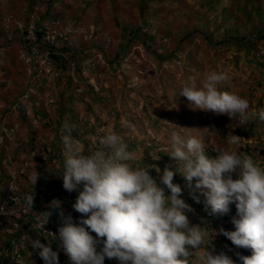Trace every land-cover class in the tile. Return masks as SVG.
<instances>
[{
  "label": "rangeland",
  "instance_id": "rangeland-1",
  "mask_svg": "<svg viewBox=\"0 0 264 264\" xmlns=\"http://www.w3.org/2000/svg\"><path fill=\"white\" fill-rule=\"evenodd\" d=\"M3 7L9 12L1 14ZM46 8L51 9L50 19L60 24L59 33L66 38L65 47L72 49L70 59L77 68L58 72L59 76L45 70L41 77H29L25 51L29 41L25 46L21 38L28 36L29 12L34 10L33 18L41 26ZM259 37H264V0H54L51 6L48 0H0V251L7 254L6 237L21 231L29 213L23 201L10 210L2 208V201L32 193L30 174L35 168L41 174V189L56 185L59 174L50 167L48 151L56 141L61 146L58 129L65 122L75 126L74 134L89 138L87 144L80 141L83 146L96 145L95 138L106 134H119L134 155L132 167L134 161L148 165L158 155L167 165L177 162L169 156L173 130L201 139L212 158L220 149L264 161V122L257 118L243 124L239 116L194 109L179 96L192 77L199 86L216 71L227 76L220 91L247 99L252 110L264 108V67L259 64L264 38ZM255 46L261 50L257 58ZM62 86L71 91L70 98ZM60 94L64 103L69 100L71 118L56 105ZM33 106L39 120L35 123ZM164 121L186 129H173ZM230 131L243 139L239 146L228 144ZM182 179L180 187L190 193L193 183L188 186ZM17 211L22 219L14 226ZM29 237L22 235L23 244L14 247L31 250ZM11 248L5 264L13 261ZM36 252H26L16 262L33 264Z\"/></svg>",
  "mask_w": 264,
  "mask_h": 264
},
{
  "label": "clouds",
  "instance_id": "clouds-1",
  "mask_svg": "<svg viewBox=\"0 0 264 264\" xmlns=\"http://www.w3.org/2000/svg\"><path fill=\"white\" fill-rule=\"evenodd\" d=\"M51 2L54 0H48L49 6ZM33 12H29L25 23V27L30 28L28 36L21 38L23 45L29 41L25 45L28 48L29 77H41L45 70H51L55 76L63 70L65 73L76 70L70 59L72 49L68 45L65 47L66 38L59 33L60 24L53 18L49 21L43 18L44 23L39 26ZM41 29V36L36 39V32ZM52 30L56 35L49 43L44 40L45 32ZM37 41L45 45L43 49L30 48ZM58 43L62 46L59 47ZM39 51L48 53L46 62L41 59L43 52ZM53 55H58L62 67L52 60ZM261 58L264 67V58ZM226 79L225 73L211 71L198 86L196 78L192 77L179 96L185 97L194 109L229 118L239 116L243 124L257 118L264 122V108L252 110L247 99L219 90ZM63 92L70 98L71 91L67 92L65 88ZM73 98L78 100L75 96ZM60 99L56 101L59 108ZM68 102L66 99V106ZM11 107L18 110L13 101ZM34 108L32 123L39 122L33 114ZM67 112L74 115L69 107ZM164 122L173 129H186ZM74 128L67 122L62 128L59 126L61 146L57 147L56 141V145L50 146L55 150L48 151L50 167L54 166L53 170L59 174L54 186L61 188L63 197L52 196L42 202L48 188L38 186L41 174L35 168L30 174L33 192L22 198L19 196L21 199L11 195L2 201L5 203L3 209L10 210L20 201L29 209L21 231L17 233V229L10 235H18L22 244V235L27 239L29 234L39 235L42 239L31 240V250L13 246L11 264H18L16 259L34 250L38 252L32 253L33 264H234L231 254L238 255L241 264H264V161H254L247 154L220 149L214 150L217 155L212 158L206 154V145L201 139L182 136L173 130L169 156L178 164L174 162L165 167L162 155H158L152 158L153 162H147L148 165L137 162V167L134 161L133 167L136 165L137 168H133L129 161L134 155L119 134L109 133L99 140L95 138L96 145L83 146L81 142L87 144L89 138L74 134ZM242 140L231 131L227 134L230 145L239 146ZM53 154L58 157L51 158ZM182 177L188 186L193 183L190 193L180 187L184 182ZM35 187L41 192L37 193ZM197 190H201L206 200ZM67 192L71 194L66 196ZM199 202L202 209L212 212V219L194 215ZM44 207L47 210L40 213ZM81 216L86 218L81 219ZM216 216L234 225L235 230L221 228L217 232L215 229L221 227V222L215 221ZM21 219L17 211L11 224L21 223L18 221ZM73 219L81 220L75 224ZM220 235L231 241L236 251L226 253ZM47 239L51 241L42 243ZM23 241L27 243V240Z\"/></svg>",
  "mask_w": 264,
  "mask_h": 264
},
{
  "label": "trees",
  "instance_id": "trees-1",
  "mask_svg": "<svg viewBox=\"0 0 264 264\" xmlns=\"http://www.w3.org/2000/svg\"><path fill=\"white\" fill-rule=\"evenodd\" d=\"M32 1V0H31ZM82 1H84V0H82ZM87 2L88 3H90V1L89 0H87ZM145 2V1H144ZM9 9L10 8H8V7H3L2 8V12H1V14H5L6 12H9ZM209 10V9H208ZM51 12H50V10L48 9V8H46L45 9V12L43 13L44 14V17L43 18H45L47 21H49L50 20V17H51V15H48V14H50ZM42 18V19H43ZM214 30H218V28H215ZM42 29L41 30H39V31H37L36 32V39H38L41 35V33H42ZM204 33H205V31H204ZM258 34V33H257ZM209 37V35H207V38ZM259 38H264V37H259ZM231 39H233V38H230V40ZM236 39V38H235ZM44 44L43 43H39V41H37V43H35L34 45H32V46H30V48H34V47H37V48H39V49H43L44 48ZM63 51H64V49L63 48H61ZM57 50H59V49H57ZM25 51H26V53L28 54V48H25ZM52 60L55 62V63H58V65L60 66V67H62V65H60L61 64V60L59 59V57H58V55H53L52 56ZM60 67H57V68H59V69H61ZM63 87V86H62ZM61 87V88H62ZM63 89H65L64 87H63ZM65 91V90H64ZM59 102H61V109L60 110H64V108H65V110L67 111V109H66V105H65V103L63 102V99H60L59 100ZM61 114V113H60ZM41 115V113H39V116ZM67 117H70L71 118V116L69 115V113L67 112ZM57 122L59 123V119L57 120ZM89 132H90V134H91V130H88ZM55 156H57L56 154H53V155H51L50 157L51 158H53V157H55ZM58 157V156H57ZM58 161V163L60 164V165H63V162H60V159H58L57 160ZM168 167V165L167 164H165V167ZM165 167H163V169L165 168ZM151 174V173H150ZM61 188H58V187H56V186H54V187H52V189H46L47 191H45V193L43 194V198L41 199V200H43L42 202H47V200L48 199H50L52 196H59V197H63L62 195H61V190H60ZM35 190H36V192L37 193H40L41 191H40V189L38 188V187H35ZM197 209L195 210V212H194V215L195 216H200V217H204V218H209V219H212L213 218V215H212V212L211 211H208L207 210V212L204 210V209H202V206H201V203L199 202L197 205ZM230 206L231 207H233V206H235L234 204H230ZM47 210V208H42V209H40V213L42 212H45ZM235 218H238V216H236ZM220 217L219 216H216L215 217V221L217 222V223H219L220 224V222H221V227L220 228H216L215 230L218 232L221 228L222 229H224L225 231H228L229 229L230 230H235V227H234V225H232V224H230V223H227L226 222V220H224L223 218V220L222 221H220ZM232 226V227H231ZM219 235V234H218ZM31 236H33V235H31ZM221 236V243H222V245L227 249V252L226 253H230L231 254V252L232 251H236V248H235V246L234 245H232V243H231V241H229L225 236H223V235H220ZM19 236L18 235H14V236H11L10 234H8V236L6 237V239H5V241H4V244H3V249H8L9 247H13V246H15L16 244H18V242H19ZM34 239V236L30 239V241L31 240H33ZM9 250V249H8ZM18 254H23V252L21 253V252H19ZM8 254H4V250H1L0 251V264H3L4 262L6 263V261H5V259H8ZM242 256H247V255H242ZM231 258H232V260L234 261V264H241V261L239 260V256L238 255H233V254H231ZM28 262V261H27ZM29 263V262H28ZM15 264V263H14Z\"/></svg>",
  "mask_w": 264,
  "mask_h": 264
},
{
  "label": "built area",
  "instance_id": "built-area-1",
  "mask_svg": "<svg viewBox=\"0 0 264 264\" xmlns=\"http://www.w3.org/2000/svg\"><path fill=\"white\" fill-rule=\"evenodd\" d=\"M45 37H44V40L48 41L49 43H51L53 41V39L55 38V35H56V31L55 30H52V31H46L45 32ZM59 35V34H57ZM47 57H48V53L45 51L43 52V54L41 55V59L43 60V62L47 60ZM47 64V63H46Z\"/></svg>",
  "mask_w": 264,
  "mask_h": 264
},
{
  "label": "crops",
  "instance_id": "crops-1",
  "mask_svg": "<svg viewBox=\"0 0 264 264\" xmlns=\"http://www.w3.org/2000/svg\"><path fill=\"white\" fill-rule=\"evenodd\" d=\"M90 2L91 1H93V0H89ZM209 32V31H208ZM203 38H205V37H203ZM254 45H256V44H253V47H254ZM258 46V45H257ZM257 46H255V49L253 50V54H255V56H256V58H257V56L260 54V52H261V50H260V48H258ZM259 60V59H258ZM261 63H259V64H263V62L262 61H260ZM256 66V65H255ZM263 66V65H262Z\"/></svg>",
  "mask_w": 264,
  "mask_h": 264
}]
</instances>
